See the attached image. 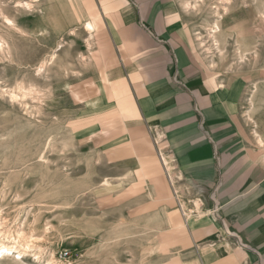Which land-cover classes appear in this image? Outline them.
<instances>
[{"label": "crops", "instance_id": "crops-1", "mask_svg": "<svg viewBox=\"0 0 264 264\" xmlns=\"http://www.w3.org/2000/svg\"><path fill=\"white\" fill-rule=\"evenodd\" d=\"M66 1L89 68L62 114L108 169L99 201L151 223L159 264H264V129L236 122L176 0Z\"/></svg>", "mask_w": 264, "mask_h": 264}, {"label": "rangeland", "instance_id": "rangeland-1", "mask_svg": "<svg viewBox=\"0 0 264 264\" xmlns=\"http://www.w3.org/2000/svg\"><path fill=\"white\" fill-rule=\"evenodd\" d=\"M176 3L236 122L260 134L264 0ZM72 13L66 0H0V39L9 47L0 52V234H22L18 250L34 240L0 264H159L151 223L99 201L108 169L63 117L68 87L89 68L87 30Z\"/></svg>", "mask_w": 264, "mask_h": 264}, {"label": "bare ground", "instance_id": "bare-ground-1", "mask_svg": "<svg viewBox=\"0 0 264 264\" xmlns=\"http://www.w3.org/2000/svg\"><path fill=\"white\" fill-rule=\"evenodd\" d=\"M27 8H29V5L28 4H26L25 5ZM21 7V6H20ZM30 11V10H29ZM83 11V10H82ZM5 19V21H6V23H7V25H8V27L9 28H14V24H13V22L10 20V19H8V18H4ZM88 23V22H87ZM89 25H86V27H85V29L86 30H88L89 29ZM91 32V31H90ZM9 49V47H8V44L5 42V41H3L2 39H0V52H3L4 50L6 51V50H8ZM256 52V51H255ZM9 55V54H8ZM254 58V57H253ZM10 59V58H9ZM255 89V88H254ZM250 109V108H249ZM29 239V238H28ZM9 240H12V242H9ZM15 240H16V242H15ZM19 240H23V235L22 234H18L17 236H16V238L15 237H11V236H8V235H1L0 234V260L2 259H7V258H9V255L10 254H13V253H15V254H17V256H21L22 254H24V253H26L28 250H30V243H31V241L32 242H34V240L33 239H29L28 241H27V239H26V243H25V245L26 246H21V250H18L16 247H15V243H17ZM19 244V243H18ZM28 244H29V246H28ZM17 246V245H16ZM11 257H13V256H11ZM13 258H15V257H13ZM50 264H56V262H53V261H51L50 262ZM61 264V263H60Z\"/></svg>", "mask_w": 264, "mask_h": 264}]
</instances>
